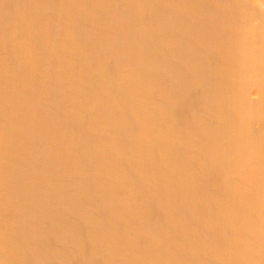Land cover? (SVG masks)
<instances>
[{
  "label": "bare ground",
  "instance_id": "1",
  "mask_svg": "<svg viewBox=\"0 0 264 264\" xmlns=\"http://www.w3.org/2000/svg\"><path fill=\"white\" fill-rule=\"evenodd\" d=\"M0 264H264V0H0Z\"/></svg>",
  "mask_w": 264,
  "mask_h": 264
}]
</instances>
